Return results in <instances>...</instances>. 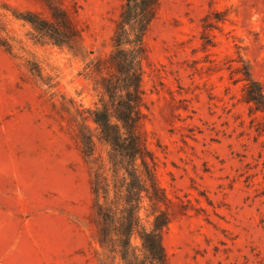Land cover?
<instances>
[{
	"label": "rangeland",
	"instance_id": "1",
	"mask_svg": "<svg viewBox=\"0 0 264 264\" xmlns=\"http://www.w3.org/2000/svg\"><path fill=\"white\" fill-rule=\"evenodd\" d=\"M122 4L61 0L74 55L14 17L43 14L39 0H0V264H98L76 110L98 100L88 65ZM144 42L139 131L178 204L166 263L264 264V119L242 100L245 69L264 91V0H162Z\"/></svg>",
	"mask_w": 264,
	"mask_h": 264
},
{
	"label": "trees",
	"instance_id": "2",
	"mask_svg": "<svg viewBox=\"0 0 264 264\" xmlns=\"http://www.w3.org/2000/svg\"><path fill=\"white\" fill-rule=\"evenodd\" d=\"M39 1L43 14L25 11L14 17L30 27L34 42L79 54L80 31L61 0ZM161 1L123 0L109 53L88 65L98 100L92 109L76 110L79 151L90 170V222L98 264H167L162 234L178 204L158 186L154 158L139 131L144 39ZM0 47L10 49L1 39ZM243 75L242 100L264 119L263 87L248 69ZM98 146L104 147L103 156L97 154Z\"/></svg>",
	"mask_w": 264,
	"mask_h": 264
}]
</instances>
